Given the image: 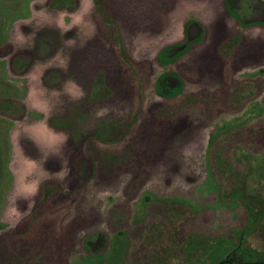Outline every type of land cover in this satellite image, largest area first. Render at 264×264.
<instances>
[{
    "label": "rangeland",
    "instance_id": "rangeland-1",
    "mask_svg": "<svg viewBox=\"0 0 264 264\" xmlns=\"http://www.w3.org/2000/svg\"><path fill=\"white\" fill-rule=\"evenodd\" d=\"M1 1L18 23L0 51L17 67L0 65V244L22 264H185L190 240L237 244L236 191L264 206V26L225 0H99L109 26L93 0H35L32 16ZM191 19L204 41L161 67ZM167 72L185 82L174 100L154 90ZM260 218L244 243L264 254Z\"/></svg>",
    "mask_w": 264,
    "mask_h": 264
},
{
    "label": "flooded vegetation",
    "instance_id": "flooded-vegetation-1",
    "mask_svg": "<svg viewBox=\"0 0 264 264\" xmlns=\"http://www.w3.org/2000/svg\"><path fill=\"white\" fill-rule=\"evenodd\" d=\"M98 1L99 0H93L94 4L97 5V9L100 12L103 21L105 22V24L107 26L113 25L112 22H111L112 21L111 18L108 17V16H110L107 13L108 11H106L104 5L100 4ZM224 8H225L226 12L228 13V15L244 29H248V28L253 27V26H264V4H263L262 0H250V1L249 0H225L224 1ZM188 22H193V24L189 28L188 32H185V25ZM198 23L203 27V30H202L203 39H202V41L200 43H198V44H191L189 50L183 56H181L178 60H176L174 63H176L177 61L182 59L184 56H186L193 47L200 45L204 41L205 36H206V27L204 26V24L202 22L198 21L197 19H191V20L187 21L185 23L184 27H183V36L185 37V41L177 43V44H174V45H170L168 47L189 44V43H187V42H189V39H191V40L195 39L198 36L199 32H200L199 28H198L199 26H197ZM240 43L241 42H240L239 37L236 36L234 38V43H233L234 49H237L239 47ZM119 44H120V49H121V55H122L123 58H125L123 44L121 43V41H120ZM165 48H167V47H165ZM165 48H163L162 51ZM182 50H183V47H180V48H178L175 51H171L169 53L168 57H172L173 55H176V54L180 53ZM162 51H160V52H162ZM158 55H157V58H158ZM157 62H158V60H157ZM174 63H172V64H174ZM168 66L169 65H167L166 67H168ZM161 67H163V66H161ZM166 67H163V68H166ZM167 73H169V72H167ZM163 74H166V73H163ZM163 74H161L159 77H161ZM170 74L172 76H167L163 80L164 84L169 87L170 91H174L175 89L182 88V87H183V90H184L185 82L180 77L181 75H178L177 73L176 74L175 73H170ZM159 77H158V79H159ZM156 81H155V84H156ZM155 84H154V90H155ZM97 90H98V88H97ZM95 92H91V94L94 95ZM155 93H156V91H155ZM158 97H160V96H158ZM178 97L173 98V99H164L162 97H160V98H162L164 100H174V99H177ZM246 226H245V228H246ZM243 231L244 230H242L241 233H240V239H239V242L237 244H234V242L231 241V239L218 238V239H221L223 241L231 243L232 246H233V249L230 251V253L225 255V257L223 259H220L218 261H212L213 264H243V260H241L240 257H238V255H237V250L238 249L239 250L243 249V245H245L244 236L246 235V231L245 232H243ZM117 233L119 235L127 236V232L123 231L122 229H120ZM215 241H216V239H215ZM106 242H107L106 237H104L103 235L97 233L94 239H92V237H89V238L85 239L84 248H85L86 251H89V250L94 251L95 247L101 246V244L106 245ZM194 242L196 243L195 240H194ZM189 243H188V245H189ZM197 244H199V243L197 242ZM213 244L214 243H212L211 245H213ZM102 247H99L100 250H102ZM186 248H185V250H186ZM206 249H208V248H204L203 247L202 255L200 257L204 264H207V261H208V259L202 258V257H204L203 251L206 250ZM185 250H184V254H185ZM197 252H201V250H198ZM195 254L193 255V257L195 259H197V260L200 259V258H196ZM185 256H186V260H187V255L185 254Z\"/></svg>",
    "mask_w": 264,
    "mask_h": 264
},
{
    "label": "trees",
    "instance_id": "trees-1",
    "mask_svg": "<svg viewBox=\"0 0 264 264\" xmlns=\"http://www.w3.org/2000/svg\"><path fill=\"white\" fill-rule=\"evenodd\" d=\"M61 6L62 8H67V5L65 6L57 5L59 9L61 8ZM192 24L193 22H188L185 25V32H188ZM197 26H199L198 28L200 32L195 39H192V40L189 39V42H187L189 44L167 47L162 52L159 53L157 60L161 66L166 67L167 65L174 63L176 60H178L181 56H183L189 50L191 44H198L202 41L203 27L199 23L197 24ZM180 47H183V50L180 53L173 55L172 57H168L171 51H175ZM15 67L16 65L14 63L11 64V69L13 70V72L14 70L16 71L17 69V67L16 68ZM167 76H172V75L170 73L163 74L156 81L155 91L157 95L164 99H173V98L180 96L183 92V87L175 89L174 91H170L169 87L165 85L163 82L164 78ZM46 189L47 187L44 190L45 192H46ZM235 197L237 200H240L241 203L247 208L250 220L243 232L246 231L247 235L251 234L260 225V222L262 219L260 218V215L264 213V206L259 207L254 201L247 203L246 200L242 198V193L240 190L236 191ZM202 249H203V246L201 245V243L197 244V242L195 243L194 240H191L188 247L185 250V254L187 255V260L185 261V264H204L201 258L197 260L193 257V255L198 250H202ZM232 249H233V246L231 243L223 241L221 239H216L213 245H209L208 249L203 251L204 257L202 258H206L211 261H218L220 259H223L225 255L230 253ZM237 255L238 257H240L241 260H243V264H264V254L262 252L253 250L251 248H247L245 245H243V249L237 250ZM23 261H24V258H18L17 256L12 255V251L9 248H7L3 244H0V263L1 264H22Z\"/></svg>",
    "mask_w": 264,
    "mask_h": 264
},
{
    "label": "crops",
    "instance_id": "crops-1",
    "mask_svg": "<svg viewBox=\"0 0 264 264\" xmlns=\"http://www.w3.org/2000/svg\"><path fill=\"white\" fill-rule=\"evenodd\" d=\"M34 1L35 0H3V1H1V3L3 6H7V7H9L10 5L12 7L15 6L14 11H15L16 15H19V16L30 15V16H32L37 10L36 9L37 5L33 7ZM69 2L71 3L72 1H69ZM60 5L65 6V4H63V3H61ZM6 9H8V8H6ZM9 10H11V9H9ZM58 11L64 12V11H66V8H62V6H61V8L58 9ZM17 23H18V21H13V23H12L11 20L9 22H6L1 17L0 34H1L3 39L0 42V51L2 48L7 47V46L15 45L17 47L16 39H15L16 34H14V33H16L15 29H16ZM12 25H13V27H12ZM0 61H1V64H0L1 65V71H3V74L5 75V77L10 76L9 70H10L11 66H9V64H8V59L4 58L1 55V53H0Z\"/></svg>",
    "mask_w": 264,
    "mask_h": 264
}]
</instances>
